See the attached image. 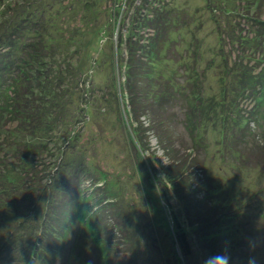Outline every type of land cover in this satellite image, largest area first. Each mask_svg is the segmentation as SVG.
I'll use <instances>...</instances> for the list:
<instances>
[{
	"label": "rangeland",
	"instance_id": "374dc122",
	"mask_svg": "<svg viewBox=\"0 0 264 264\" xmlns=\"http://www.w3.org/2000/svg\"><path fill=\"white\" fill-rule=\"evenodd\" d=\"M261 1L264 3V0H162L171 4L179 25L187 22L175 34L180 59L170 63L172 72L178 71L186 59L197 61L200 73L205 71L206 61L200 62L199 56L194 58L190 43L208 48L216 53L217 59L218 46L227 54L234 50L233 42L245 35L237 27L246 29L248 25V20L241 17L245 14L243 6L249 4L253 11L259 2L264 6ZM138 2L0 0V13L6 10L2 14L6 19L1 20L18 26V18L26 17L28 32L24 40L40 37L53 48L47 59L51 87L65 99L62 119L76 120L73 133L79 137L69 148L62 147L59 151L64 154L61 170L69 174L74 167L70 166L72 163L76 166L82 163L88 169L90 178L82 179V188L93 196L89 201L93 210L96 211L93 200L102 197L103 190H108L114 202L113 206L91 215L99 228L96 234L110 249L108 262L99 258L101 248L93 243L84 226L75 222L70 225L61 254L48 255L52 263L41 258L33 264H205L207 258L221 254L230 257L229 264H250L253 259L255 264H264V104L257 107L259 112L256 110L258 123L248 120L244 130L236 126L224 128L226 119L213 112L210 119L198 121L199 132L198 127L193 132L186 127L185 120L192 119L189 111H178L175 116L167 110L165 125L171 123L178 153L170 157L148 131V143L140 147L131 134L127 117L123 116L119 86L124 82L122 40L128 34L133 8ZM17 11L19 15L15 14ZM35 18L40 22L37 28L30 22ZM17 51L23 56L20 47ZM221 67L216 65L206 73L211 86L202 89V93L211 95L216 90ZM181 84L185 86V82ZM123 100L127 106L126 97ZM242 105L239 115L250 118L246 112L256 105L252 100ZM79 107L85 110L83 114L76 111ZM0 123L3 129L12 130L15 126V122L6 120ZM177 157L188 161L183 166L186 175L190 173L192 177L190 182L205 181L206 187L196 195L205 210L213 211L215 204L220 208L216 213L217 224L214 223L217 237L211 249H204V242L189 234L188 240L193 245L186 263L174 242L171 216L174 210L181 209L182 203L166 183L164 174L166 167L178 172L174 168ZM167 204L174 207L168 208ZM183 223L188 224V220L184 218ZM8 227V222L0 223V239Z\"/></svg>",
	"mask_w": 264,
	"mask_h": 264
},
{
	"label": "trees",
	"instance_id": "16d2710c",
	"mask_svg": "<svg viewBox=\"0 0 264 264\" xmlns=\"http://www.w3.org/2000/svg\"><path fill=\"white\" fill-rule=\"evenodd\" d=\"M168 3L139 0L133 8L128 34L124 41L121 38L122 51H125L122 58L124 82L123 87L119 86L123 116L128 119L136 143L140 147L148 143V131L158 139L161 149L172 157L178 152L174 134L170 131L171 123L168 127L165 125L167 110L175 116L178 111H189L192 119L185 120L186 127L193 132L196 127L199 132L198 121L210 119L213 112L226 119L227 123L222 124L224 128L236 126L244 130L248 120L258 123L257 107L264 104V6L259 2L253 11L251 5L243 6L245 14L241 17L248 20V25L246 29L237 28L245 35L233 42L235 49L228 54L218 46L219 60L208 48L188 45L189 49L193 48L194 58L199 56L200 62L206 61V69L200 73L194 59H186L178 71L172 72L170 68L172 60L178 58L175 34L187 22L182 21L179 25L177 15ZM5 11L0 13V94L3 92L0 96V122H15V126L12 130L0 128V223H9L5 236L0 239V264H33L41 258L52 263L47 256L61 254L70 225L75 222L84 226L93 243L101 248L99 258L104 262L102 258H106L108 262L110 249L96 234L99 228L91 215L113 206L112 195L103 190L104 195L93 200L95 211L89 206L93 196L84 193L82 188V179L90 178L88 169L82 163L77 166L72 163L70 166L74 167L70 168L69 174L61 170L64 154L59 151L62 147L69 148L79 137L73 133L76 120L64 122L62 119L65 99H61L51 87L47 59L53 48L43 43L40 37L24 40L28 32L27 18L22 16L20 20L19 17L20 25L10 26L8 20H1L6 19L2 15ZM30 22L36 28L40 24L36 18ZM39 30L41 28L35 32ZM19 47L23 56L17 51ZM203 55L208 59L202 58ZM231 55L235 58L232 59ZM216 65H222L216 90L211 95L210 92L204 94L202 89L211 86L206 73ZM183 82L185 86H182ZM125 97L127 106L123 100ZM248 100L256 105L250 106L246 112L250 118L239 115L242 102ZM76 111L85 112L81 107ZM222 135L226 137L227 133ZM57 152L59 155L55 156ZM53 159L57 160L56 163ZM186 163L188 161H180V158L176 160L174 168L178 169L177 173L167 167L164 169L166 183L172 186L182 203L181 209L174 210L171 216L174 242L184 263L192 253L189 234L204 242V249H211L217 237L214 223L217 224L216 213L220 209L219 204H215L213 211L205 210L196 198L205 181L190 182L192 177L190 173L186 175L183 166ZM167 207L174 206L167 204ZM184 218L188 220L186 225Z\"/></svg>",
	"mask_w": 264,
	"mask_h": 264
},
{
	"label": "clouds",
	"instance_id": "9594fccd",
	"mask_svg": "<svg viewBox=\"0 0 264 264\" xmlns=\"http://www.w3.org/2000/svg\"><path fill=\"white\" fill-rule=\"evenodd\" d=\"M230 257L226 254L209 257L205 260V264H229ZM250 264H255V260H251Z\"/></svg>",
	"mask_w": 264,
	"mask_h": 264
}]
</instances>
